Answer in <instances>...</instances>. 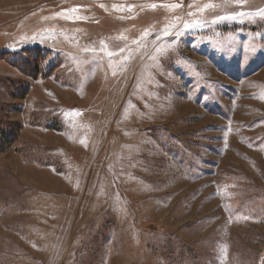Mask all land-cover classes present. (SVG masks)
Segmentation results:
<instances>
[{"label":"rangeland","instance_id":"obj_1","mask_svg":"<svg viewBox=\"0 0 264 264\" xmlns=\"http://www.w3.org/2000/svg\"><path fill=\"white\" fill-rule=\"evenodd\" d=\"M13 130L0 264H264V0H0Z\"/></svg>","mask_w":264,"mask_h":264},{"label":"trees","instance_id":"obj_2","mask_svg":"<svg viewBox=\"0 0 264 264\" xmlns=\"http://www.w3.org/2000/svg\"><path fill=\"white\" fill-rule=\"evenodd\" d=\"M11 131V130H10ZM5 132L3 135H0V152L5 151L6 146H8V141H13V139L16 137V131H12L11 133Z\"/></svg>","mask_w":264,"mask_h":264},{"label":"snow or ice","instance_id":"obj_3","mask_svg":"<svg viewBox=\"0 0 264 264\" xmlns=\"http://www.w3.org/2000/svg\"><path fill=\"white\" fill-rule=\"evenodd\" d=\"M75 10H76V9H68V10H66V11H70V12H71V11H75Z\"/></svg>","mask_w":264,"mask_h":264}]
</instances>
